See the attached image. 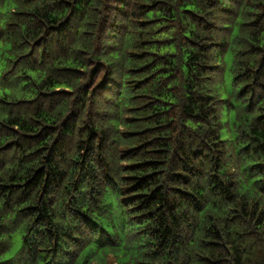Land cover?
<instances>
[{
    "label": "trees",
    "instance_id": "1",
    "mask_svg": "<svg viewBox=\"0 0 264 264\" xmlns=\"http://www.w3.org/2000/svg\"><path fill=\"white\" fill-rule=\"evenodd\" d=\"M0 264H264V0H0Z\"/></svg>",
    "mask_w": 264,
    "mask_h": 264
}]
</instances>
